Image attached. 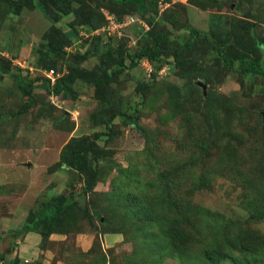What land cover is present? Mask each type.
Masks as SVG:
<instances>
[{"label":"rangeland","instance_id":"1","mask_svg":"<svg viewBox=\"0 0 264 264\" xmlns=\"http://www.w3.org/2000/svg\"><path fill=\"white\" fill-rule=\"evenodd\" d=\"M118 1L0 0V264H145L139 246L144 219L133 216L127 199L155 203L162 185L177 189L165 203L185 212L166 213L177 231L194 237L189 253L196 264H208L200 248L230 245L237 231L252 250L258 245L254 257L264 264V220L244 225L257 235L243 227L264 201V77L240 73L237 62L225 65L203 40L229 21L244 23L264 40V0H147L153 11L143 15ZM103 21L98 51L88 52L95 37L83 32ZM71 26L78 30L75 38H69ZM192 29L201 38L182 48ZM142 31L166 39L157 41L162 56L113 74L118 48L133 54L150 44ZM241 51L236 46L227 53L237 57ZM77 53L85 54L82 73L108 64L112 81L95 90L75 80L74 97H52L44 72L51 68L62 78ZM253 57L264 70V55L254 50ZM20 80L32 89L31 110L22 111L28 96ZM197 81L206 85L205 96ZM80 165L89 167L90 179L96 174L83 202ZM53 197L62 205L77 201L84 211L68 215L40 248L38 234V241L25 237L34 235V218ZM159 226L155 222L154 235L170 228L162 219ZM235 256L211 264L244 258Z\"/></svg>","mask_w":264,"mask_h":264},{"label":"trees","instance_id":"2","mask_svg":"<svg viewBox=\"0 0 264 264\" xmlns=\"http://www.w3.org/2000/svg\"><path fill=\"white\" fill-rule=\"evenodd\" d=\"M117 5L119 6H133L135 7L141 15L147 12H152V3L147 2V0H120L118 1ZM116 6V5H115ZM46 13L50 16L52 15V12L46 9ZM53 19L57 21L59 18L56 15H53ZM103 23H92V27H90L89 31H84L83 33H89L91 31H95L99 29ZM223 26H220L219 30L216 32V34H213L211 37V40L208 39L207 35H203V40L208 42L210 47V51H213L216 53V55L219 58V55L222 54L224 58L225 65L232 66L234 62H237L239 67L238 71L240 73H243L245 75L249 76H259L264 77V70H262L261 65L259 63V59H254L253 52L254 50L258 52V55H264V40L260 37H257L253 34H251V27H248L244 23L238 25L233 21L224 22L222 23ZM71 32L69 34V38L73 37L75 38L77 36L78 30L75 29L73 26H71ZM225 28H228L226 31ZM223 30V31H221ZM230 31V34H227ZM146 31L141 32V38L143 36V39H146L150 42L149 45H145L140 48V50L135 51L133 54H129L125 52L121 47L117 49L118 53H116L117 58V69L113 71L112 73L119 74L124 69L129 68V66H134L137 64L138 60L142 58H146L150 60L151 63L156 62L159 60V58L162 56V53L158 51V42L157 41H166V39L161 38L159 35H156V31H154L152 34L148 32L144 33ZM82 34V33H81ZM145 34V35H144ZM191 39L189 42L182 46L189 47L190 41L200 39L201 33L197 32L195 29L191 30ZM95 37L94 43L90 49H88V52H94L96 53L98 51V48L100 46L101 39L103 38L98 36ZM223 37V38H222ZM157 39V40H156ZM240 47L242 50L237 57H233L229 55L227 52L231 50H235V47ZM78 54V53H77ZM110 54V53H109ZM85 54H78L75 58L76 64L75 66L70 65L67 63L68 67V74L63 76L60 79H56L53 84H51L48 81V78H45V86L47 88L48 94H51V96L56 97H66V96H72L74 97V90H73V83L75 80H80V82H89L90 85H93L95 87V90L99 89L101 86L104 88L106 87L111 81V75L108 74L106 68L107 65H100L92 69L93 75H96V78L93 77L92 81H90V75L88 73H82L79 70V67H81V62L85 60L84 58ZM110 58L112 56L110 55ZM174 59L179 58V53L176 51L173 55ZM235 58V59H234ZM49 70H53L49 68L47 71L44 72V75ZM54 71V70H53ZM55 72V71H54ZM57 74V73H56ZM18 86L23 88V92L26 96H28L27 103L23 106L22 111H27L29 108L30 110L33 109L35 105V100L31 96V87L26 85L22 80L18 82ZM56 122H59L58 119ZM3 123V118L0 117V124ZM62 161V157H60ZM61 161L59 162V165L65 166L64 164H61ZM63 162V161H62ZM73 167V166H72ZM71 166H68V168L73 169ZM89 167H84L83 165H80L78 167L77 171L81 174H84L86 178L84 179V187L82 188V194H80L81 201L85 200V194H89L93 192L94 187L96 185V174L91 176V179L86 173L87 169ZM88 179V180H87ZM87 181L89 184H87ZM166 182V181H165ZM160 182L156 181V184H159ZM119 190L121 188L119 187ZM175 191L165 190L164 191V185L160 187V190L158 189L156 192V201L155 203H149L150 201L146 203V205H142V200H139L138 198H129L127 201L129 202L128 206L134 205V213L133 216H139L140 214L143 216L145 225L141 226L139 229V233L143 234V238L140 241V247L141 250L146 251L145 253V264H156L162 263L163 261L167 259L175 260L180 264H196L197 262L193 261L192 255L189 253V245L191 246L194 244V247H196L194 237L191 236V234H188L186 230L180 229L177 231L174 223L171 219H169L168 214L166 213L167 209L169 212H175L177 216H180L184 214V209L181 207L180 204H170L169 206L166 205L165 201H167L169 196L173 195ZM116 190H114V197L116 198L117 203L119 204L118 198H121V195ZM84 195V196H83ZM113 198V194L111 195ZM167 196V197H166ZM62 198L60 197H53L50 198L47 202L46 212L44 214H38L33 224L34 229L36 230H30L33 231L34 234H38L40 236V248H44L46 241L48 240L50 234L62 224V221L68 217L72 212L80 210L81 212L84 211L82 208L76 207L79 205L77 201L71 202V204L62 205L61 203ZM174 201V200H172ZM127 202V203H128ZM263 204L258 206L251 217H249L245 224H243V227L247 229L248 233L250 235H257L256 231L249 227H245L244 225L251 224L252 220L255 222H261L264 220V201ZM117 204V205H118ZM116 205V206H117ZM53 210L54 213L48 214L47 211ZM108 217H106V223L111 224L113 221H115V218L112 219L110 213L108 212ZM156 219V221H155ZM162 219L164 222H167V224L170 226V228L166 227L161 232H157L156 235L153 234L154 225L156 222V230H160L159 226V220ZM176 224V222H175ZM172 230V231H168ZM26 233H17V237H24ZM156 239V245L151 242V240ZM264 240V239H263ZM151 242V243H150ZM219 245V246H218ZM199 247V246H198ZM203 251V258L207 259V263L211 264L213 261H220L221 258H223L225 255L227 258H233L237 257L235 255L243 256L240 261H235L238 264H257L256 258L254 257V250L258 251V245L252 248L250 247V244L247 243L244 240L243 233L241 231H237L235 233V238L232 240V243L229 245H221V244H215L211 245L206 248ZM260 249V248H259ZM253 254L251 258L247 257V255ZM264 254V251H263ZM153 257H156V261L153 260ZM225 258V257H224ZM221 262V261H220ZM198 264H205L199 262Z\"/></svg>","mask_w":264,"mask_h":264},{"label":"built area","instance_id":"3","mask_svg":"<svg viewBox=\"0 0 264 264\" xmlns=\"http://www.w3.org/2000/svg\"><path fill=\"white\" fill-rule=\"evenodd\" d=\"M111 22V23H110ZM128 23H130V21L129 22H127V24ZM109 24H110V26L108 27V29H112L113 28V24H112V20L111 19H109ZM45 76L48 78V79H51L50 81H53V83H54V81H55V79H56V77L58 76L53 70H49L48 72H46L45 73Z\"/></svg>","mask_w":264,"mask_h":264},{"label":"water","instance_id":"4","mask_svg":"<svg viewBox=\"0 0 264 264\" xmlns=\"http://www.w3.org/2000/svg\"><path fill=\"white\" fill-rule=\"evenodd\" d=\"M196 84L202 89V93L205 96L206 95V85L204 83L199 82V81H197Z\"/></svg>","mask_w":264,"mask_h":264},{"label":"clouds","instance_id":"5","mask_svg":"<svg viewBox=\"0 0 264 264\" xmlns=\"http://www.w3.org/2000/svg\"><path fill=\"white\" fill-rule=\"evenodd\" d=\"M100 34L101 36L103 35V33H102V29H97V30H95V31H92L91 33H90V35L91 36H99V35H97V34ZM103 38V37H102Z\"/></svg>","mask_w":264,"mask_h":264},{"label":"crops","instance_id":"6","mask_svg":"<svg viewBox=\"0 0 264 264\" xmlns=\"http://www.w3.org/2000/svg\"><path fill=\"white\" fill-rule=\"evenodd\" d=\"M30 236H32L31 238H35L36 239V241H38V238H37V234H34V235H28V236H26L25 237V239L28 237V238H30ZM36 236V237H35ZM27 245V244H26ZM27 249V246H25V248L23 249V250H26Z\"/></svg>","mask_w":264,"mask_h":264}]
</instances>
